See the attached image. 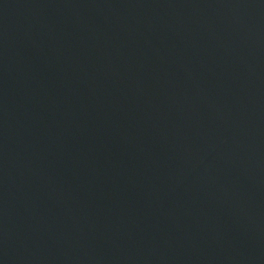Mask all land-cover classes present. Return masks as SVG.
<instances>
[{
	"label": "water",
	"instance_id": "obj_1",
	"mask_svg": "<svg viewBox=\"0 0 264 264\" xmlns=\"http://www.w3.org/2000/svg\"><path fill=\"white\" fill-rule=\"evenodd\" d=\"M0 264H264V0H0Z\"/></svg>",
	"mask_w": 264,
	"mask_h": 264
}]
</instances>
